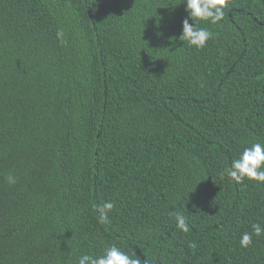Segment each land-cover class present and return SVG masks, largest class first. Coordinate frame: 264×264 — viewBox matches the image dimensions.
<instances>
[{
    "label": "trees",
    "instance_id": "16d2710c",
    "mask_svg": "<svg viewBox=\"0 0 264 264\" xmlns=\"http://www.w3.org/2000/svg\"><path fill=\"white\" fill-rule=\"evenodd\" d=\"M182 2L0 0V264L112 243L142 264H264V236L238 242L264 223V185L221 178L264 141V0L200 22L201 50L178 39Z\"/></svg>",
    "mask_w": 264,
    "mask_h": 264
},
{
    "label": "clouds",
    "instance_id": "9594fccd",
    "mask_svg": "<svg viewBox=\"0 0 264 264\" xmlns=\"http://www.w3.org/2000/svg\"><path fill=\"white\" fill-rule=\"evenodd\" d=\"M187 16L182 21V32L179 41L186 43L189 47L201 50L207 46L214 33L207 27H200V22L208 24H219L225 18V9L228 7V0H183ZM189 21H192L190 23ZM56 37L64 42V32L58 29ZM173 41L175 37L171 38ZM227 177L236 184H242L245 180L255 181L258 185H264V141L256 140L245 145L238 155L233 158L228 167L221 172V178ZM7 182L10 185L17 183V177L9 174ZM115 208L114 202L108 200L100 205L98 222L106 224L109 220V213ZM175 218V228L183 233L190 231L187 218L181 211L169 213ZM264 236V223L252 224V231H244L239 236V246L247 249L253 244V237ZM77 264H142L138 257L131 256L122 246L115 243L107 244L100 253H83L77 257ZM147 264V260L143 261Z\"/></svg>",
    "mask_w": 264,
    "mask_h": 264
}]
</instances>
